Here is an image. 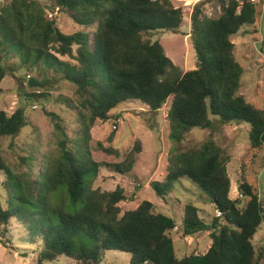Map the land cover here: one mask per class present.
Segmentation results:
<instances>
[{
  "label": "trees",
  "instance_id": "obj_1",
  "mask_svg": "<svg viewBox=\"0 0 264 264\" xmlns=\"http://www.w3.org/2000/svg\"><path fill=\"white\" fill-rule=\"evenodd\" d=\"M55 9L81 29L61 32L48 15ZM255 13L256 5L246 0L241 6L237 0H225L217 18L195 11L191 24L197 67L182 74L161 43L142 37L179 29L182 10L169 0H0V82L10 52L20 56L22 66L46 64L45 71L52 69L75 87L74 97L64 103L83 126L81 144L73 150L60 118L47 112L59 139L55 152L44 156L37 181L29 173H17L0 155V186L8 190L6 208L0 202L1 243L10 237L11 225L12 230H26V245L38 247L36 264L58 257L101 264L112 251L129 254L128 264H261L264 254L257 252L253 238L264 224V203L243 177L239 190L247 199L245 206L241 209L239 200L230 198L229 160L214 139L185 145V134L193 129L245 122L250 144L264 146V110L239 94L244 70L231 40L241 27L254 23ZM51 50L74 63L59 60ZM42 95L26 93L21 100L27 105ZM169 98V171L164 182H152L151 187L164 201L174 185L187 178L204 193L218 216L207 224L188 203L181 221L184 236L210 232L211 245L204 254L178 257L171 235L176 222L152 202L142 201L121 215L122 190L91 186L98 166L87 150L91 127L114 122L110 112L122 103L139 101L157 111ZM25 109L19 105L11 114L0 110V136H15L26 126ZM116 167L129 170L131 160Z\"/></svg>",
  "mask_w": 264,
  "mask_h": 264
},
{
  "label": "rangeland",
  "instance_id": "obj_2",
  "mask_svg": "<svg viewBox=\"0 0 264 264\" xmlns=\"http://www.w3.org/2000/svg\"><path fill=\"white\" fill-rule=\"evenodd\" d=\"M38 1L49 4L51 0ZM169 1L175 8L182 10L183 20L179 29L174 32L152 31L143 33L142 37L161 43L166 56L183 74L197 67L192 40V14L198 10L201 17L217 18L222 13L225 0ZM48 12L49 18H54L57 27L64 34L81 29L65 12L59 9ZM93 30L95 27L90 28V32ZM231 40L236 60L244 70L239 94L256 108L264 110V0L256 5L254 23L241 27ZM51 53L59 60L74 63L67 55H60L53 50ZM21 62L20 56L13 52L5 60L6 75L0 82V110L11 114L19 107V99L26 97V93L43 95L33 97L25 105L26 126L17 135L0 136V155L6 164L15 167L17 173H29L30 179L37 181L40 170L44 168V156L55 152L59 139L54 128V118L47 115V112L60 118V125L69 142L71 141L73 150L81 144L83 126L76 111L64 103V99L74 97L73 84L62 79L52 69L45 71L48 68L44 63L37 68H28L22 66ZM27 75L36 77L42 83L29 87L30 77ZM170 101L169 98L157 111L150 110L139 101L122 103L110 112L111 116H116L114 122L110 119L109 122L96 123L91 127L87 150L90 158L98 165L91 186L100 191L122 190L124 199L118 203L121 215L135 209L142 201L152 202L157 210L169 215L176 222L171 235L178 257L204 254L211 245L210 232L184 236L181 227L183 208L188 203L199 209L200 218L207 224H211L213 218L218 216V212L203 199L204 193L187 178L177 182L164 201L151 187L152 182H164L169 171L168 152L172 143L168 137L167 111ZM248 131L249 124L245 122L224 125L215 122L211 129H193L185 134V145L197 146L212 138L226 150L225 155L229 160L227 171L231 182L229 196L239 200L241 209L247 202L239 190L242 177L264 203V146L253 147L248 139ZM111 147L115 151H104ZM129 160V170H117L118 164ZM0 181L4 182L2 175ZM7 199V188L0 186V202L3 208L7 206ZM8 228L10 237H5L4 244L0 241V264H36L39 249L24 243L28 236L26 230H12L11 225ZM253 244L258 253L264 254V224L257 229ZM129 260V254L112 251L107 252L101 264H128ZM45 264L79 263L58 257L55 262ZM261 264H264V257Z\"/></svg>",
  "mask_w": 264,
  "mask_h": 264
},
{
  "label": "water",
  "instance_id": "obj_3",
  "mask_svg": "<svg viewBox=\"0 0 264 264\" xmlns=\"http://www.w3.org/2000/svg\"><path fill=\"white\" fill-rule=\"evenodd\" d=\"M42 82H40L36 77H31L28 81V86L29 87H36V86H39ZM19 104L20 106H22L23 108L25 107V104L24 102L19 99Z\"/></svg>",
  "mask_w": 264,
  "mask_h": 264
},
{
  "label": "built area",
  "instance_id": "obj_4",
  "mask_svg": "<svg viewBox=\"0 0 264 264\" xmlns=\"http://www.w3.org/2000/svg\"><path fill=\"white\" fill-rule=\"evenodd\" d=\"M237 1L241 6L245 0H237ZM246 1L250 2L251 4L258 5L262 0H246ZM27 77L29 78L30 76L27 75Z\"/></svg>",
  "mask_w": 264,
  "mask_h": 264
},
{
  "label": "clouds",
  "instance_id": "obj_5",
  "mask_svg": "<svg viewBox=\"0 0 264 264\" xmlns=\"http://www.w3.org/2000/svg\"><path fill=\"white\" fill-rule=\"evenodd\" d=\"M30 78H31V77H30ZM30 78H29V79H30Z\"/></svg>",
  "mask_w": 264,
  "mask_h": 264
}]
</instances>
